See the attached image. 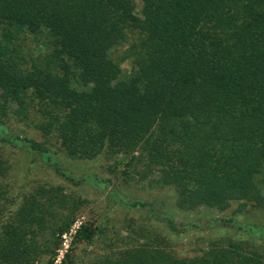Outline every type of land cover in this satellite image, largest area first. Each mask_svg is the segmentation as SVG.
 <instances>
[{
  "label": "trees",
  "instance_id": "16d2710c",
  "mask_svg": "<svg viewBox=\"0 0 264 264\" xmlns=\"http://www.w3.org/2000/svg\"><path fill=\"white\" fill-rule=\"evenodd\" d=\"M28 40L43 51L26 58ZM12 108L31 112L42 141L16 133ZM27 155L44 157L57 184L30 186L23 167L12 190L8 171ZM56 156L123 157L121 182L135 171L173 216L264 210V0H0V264L51 256L72 222L65 192L81 183ZM102 223L89 217L60 264H264V240L245 232L178 256L147 224L107 237Z\"/></svg>",
  "mask_w": 264,
  "mask_h": 264
},
{
  "label": "rangeland",
  "instance_id": "374dc122",
  "mask_svg": "<svg viewBox=\"0 0 264 264\" xmlns=\"http://www.w3.org/2000/svg\"><path fill=\"white\" fill-rule=\"evenodd\" d=\"M139 6L138 4L137 7L139 8ZM14 44L17 45L19 42L15 43L14 41ZM43 44L42 40L38 42L28 40L22 44L21 50L26 55V58L33 57L43 51ZM123 48L122 46H116L112 49L111 56H119L123 52ZM129 67L127 60L122 63V76L129 72ZM11 110L8 124L16 133L20 137L32 138L38 142L42 141L40 133L31 126V112H27L25 117H22L12 113L14 111L13 108ZM56 159L60 162V172L66 173L75 181H80L81 183L78 186H70L71 191L69 189V191L67 190L68 192H65L73 195L71 200L76 204V213L69 227L60 237L59 245L54 253L51 256H43L36 264H57L61 259V255L68 249L75 232L93 215L99 217L104 222L102 224L106 225L107 237L114 233L125 236L131 231L128 226L130 224L133 227L139 224H147L168 239L170 249L178 256L199 254L207 248L210 240L225 238L229 233L242 235L245 232L247 233L246 235H250L254 239L264 240V210L252 211L247 206L246 211L248 212L234 213L237 208L235 204L224 212L212 214L211 219H206L204 216H193L192 218L173 216V214H169L170 212L167 211V208L163 209L158 204L153 203L157 193L145 189L143 182L137 181L139 177L135 171L131 173L135 180H132L127 185L121 182V171L125 163L123 157L103 158L95 162L73 163H68L59 156H56ZM23 167L31 169L29 176L30 186H34L36 183L41 185L49 184L48 182L57 184L58 178H55L53 173L46 168L44 157L27 155L22 158L20 166L12 164L11 169L8 171L5 180L12 190L18 186L21 180V169ZM107 179H111V182L109 183ZM115 186L119 189L115 188ZM79 198L85 199V201L83 200L82 204H79L77 202ZM134 202H143L149 207L132 209L129 205ZM166 206L170 208L169 204ZM163 215H170L173 218L175 225L173 228H170L161 219ZM147 218L151 221L147 220ZM96 242L98 243L88 246V252H101L104 244L100 243L99 240Z\"/></svg>",
  "mask_w": 264,
  "mask_h": 264
},
{
  "label": "built area",
  "instance_id": "2783aa9c",
  "mask_svg": "<svg viewBox=\"0 0 264 264\" xmlns=\"http://www.w3.org/2000/svg\"><path fill=\"white\" fill-rule=\"evenodd\" d=\"M67 250V249H66ZM65 250V251H66ZM65 253V252H64ZM62 257H63V254L61 255V259H62ZM61 259H60V261H58V263L57 264H60V262H61Z\"/></svg>",
  "mask_w": 264,
  "mask_h": 264
}]
</instances>
